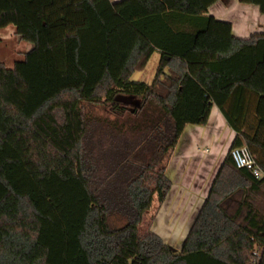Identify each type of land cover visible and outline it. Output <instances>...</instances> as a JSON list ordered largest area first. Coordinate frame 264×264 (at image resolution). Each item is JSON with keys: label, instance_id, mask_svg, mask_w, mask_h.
<instances>
[{"label": "trees", "instance_id": "1", "mask_svg": "<svg viewBox=\"0 0 264 264\" xmlns=\"http://www.w3.org/2000/svg\"><path fill=\"white\" fill-rule=\"evenodd\" d=\"M220 1L0 0V29L33 46L0 62V264H264V33L234 36ZM154 54L152 82L132 80ZM122 97L140 103L123 121L93 114ZM213 106L235 138L176 253L145 215Z\"/></svg>", "mask_w": 264, "mask_h": 264}, {"label": "crops", "instance_id": "2", "mask_svg": "<svg viewBox=\"0 0 264 264\" xmlns=\"http://www.w3.org/2000/svg\"><path fill=\"white\" fill-rule=\"evenodd\" d=\"M208 14L230 22L233 34L238 38L264 33V15L256 6L237 0H221L209 9ZM234 138L235 132L217 106L212 107L205 126H186L166 163L172 188L163 204L155 197L145 215L146 218L154 217L152 230L160 238L186 239Z\"/></svg>", "mask_w": 264, "mask_h": 264}, {"label": "rangeland", "instance_id": "3", "mask_svg": "<svg viewBox=\"0 0 264 264\" xmlns=\"http://www.w3.org/2000/svg\"><path fill=\"white\" fill-rule=\"evenodd\" d=\"M30 47L33 46L30 43L21 41V39L16 35L14 27L9 26L5 29H0V62L6 66L7 68H12L14 63L17 61H22L24 59L25 54L29 51ZM159 63V55L154 54L150 59L147 67L144 71L135 72L131 79L135 81H143L146 83H151ZM128 99V98H127ZM130 100V103H123L124 110L121 115L114 113L110 107H97L92 108V112L97 117L102 118H110V119H119L123 121L127 116H129L133 109L139 106L138 100ZM150 217H147L144 222V227L149 223ZM163 241L168 244L176 253L181 251V248L184 243V239L177 238H168Z\"/></svg>", "mask_w": 264, "mask_h": 264}, {"label": "built area", "instance_id": "4", "mask_svg": "<svg viewBox=\"0 0 264 264\" xmlns=\"http://www.w3.org/2000/svg\"><path fill=\"white\" fill-rule=\"evenodd\" d=\"M231 156L237 168L249 170L257 179L262 177L261 170L246 147L231 150Z\"/></svg>", "mask_w": 264, "mask_h": 264}, {"label": "water", "instance_id": "5", "mask_svg": "<svg viewBox=\"0 0 264 264\" xmlns=\"http://www.w3.org/2000/svg\"><path fill=\"white\" fill-rule=\"evenodd\" d=\"M128 99H131V100H133V98H128ZM127 98H124V97H122V98H119L118 99V101H120V102H122V103H130V100H128Z\"/></svg>", "mask_w": 264, "mask_h": 264}]
</instances>
